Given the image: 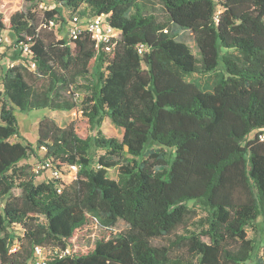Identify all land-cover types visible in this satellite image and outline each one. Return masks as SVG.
Returning <instances> with one entry per match:
<instances>
[{
  "label": "trees",
  "instance_id": "trees-1",
  "mask_svg": "<svg viewBox=\"0 0 264 264\" xmlns=\"http://www.w3.org/2000/svg\"><path fill=\"white\" fill-rule=\"evenodd\" d=\"M18 1L7 16L0 0V35L28 45L35 68L23 59L2 75L0 264H30L36 247L58 253L49 264H264L248 235L264 222V0H159L165 20L140 0H53L43 16L40 0ZM73 16L119 35L71 38ZM194 75H216L211 90ZM15 107L82 116L43 118L34 147L11 142ZM106 120L122 139L104 134ZM38 152L63 174L78 166L76 178L37 183L21 163ZM195 208L205 217L192 229Z\"/></svg>",
  "mask_w": 264,
  "mask_h": 264
},
{
  "label": "rangeland",
  "instance_id": "rangeland-1",
  "mask_svg": "<svg viewBox=\"0 0 264 264\" xmlns=\"http://www.w3.org/2000/svg\"><path fill=\"white\" fill-rule=\"evenodd\" d=\"M147 1L148 4L151 7L155 8L156 14L158 17L162 20L166 19V15L162 9V6L159 4V0H140ZM55 7V2L53 0H40L39 5L36 9V12L39 16H43L44 12L47 10H52ZM24 9V4H19L18 0H6L5 3V14L7 16H10L12 13H14L17 10ZM64 18L67 20L70 18L69 11H64ZM64 25V24H62ZM65 31H66V26ZM67 36V35H66ZM183 40L191 47V50L193 54L198 56V48L195 43L194 36L189 32L182 33ZM21 51L18 46L14 43L13 39V33L9 32L8 30L2 31L0 35V89L1 81H2V75L4 74V71L8 67H13L14 65H17L19 63H22V51L21 55L18 54L16 51ZM216 78V75L213 76H204L200 77L199 75L192 76L189 80L196 81L200 83L202 88H205L207 90H211V88L214 85V79ZM14 115L17 121L18 129H19V135L14 136L11 139V142H22L24 144H31L32 146H36L37 138H38V125L39 122L45 118H51L55 120L59 126L65 127L77 118L81 117L82 114L79 112V110H74L70 112L66 111H53L48 108L45 109H34L31 111H21L20 109L16 108L14 109ZM102 131L108 138H117L122 139L123 136V130L116 127L110 120H106ZM256 132L251 133L250 139H252L255 136ZM44 152H38V156L32 155L29 160L23 161L21 165H27L31 167V170L37 174L36 182L42 183L44 182L48 177L52 176V172L49 170H44L43 168V158ZM67 175L62 177L64 181H69L71 177H74L77 173V171H66ZM109 177L112 179H118V170L117 169H111L109 170ZM189 205L192 207L194 204L191 202ZM2 205H0V211H2ZM197 211V217L190 220L188 222V226L192 229H195V223L197 225V222L199 219L205 217V212L200 208H195ZM127 224L124 221H119L117 225L113 228V231L115 233H119L125 229H127ZM257 230L249 229L248 235L249 237H255V239L258 242L259 249L262 252H264V222L259 221L256 224ZM102 231V228L98 225L96 226L93 224L90 227V232L92 233L93 241L90 243L92 244L95 239L98 237L100 232ZM178 233H181V231H178ZM169 238H161L155 241L158 244H168ZM205 241H208L207 238H204ZM186 252L185 249L182 250H176L177 254H182Z\"/></svg>",
  "mask_w": 264,
  "mask_h": 264
},
{
  "label": "built area",
  "instance_id": "built-area-1",
  "mask_svg": "<svg viewBox=\"0 0 264 264\" xmlns=\"http://www.w3.org/2000/svg\"><path fill=\"white\" fill-rule=\"evenodd\" d=\"M50 25L52 27L59 28L60 24L59 22L52 20L50 22ZM66 26V24H64ZM66 29L69 31V36L71 38L76 39L78 36V33L81 31H87L92 35V38L98 43H108L112 38H116L119 35V31L112 28L104 18L102 17H94V18H87V19H81L79 16H73L72 20L68 21V24L66 26ZM18 48L22 51L23 59H28L31 63V68H35V64L30 60V50L28 45H19ZM140 52H143V48L140 49ZM22 59V62L24 60ZM44 170H49L52 172V178H55L57 180H62V177H64L67 174H63L61 171H59L56 167H54L51 163H45L43 165ZM77 171L79 170L78 166H70L67 171ZM77 175V173H76ZM76 175L74 177L69 178L70 180L76 178ZM64 182H67L66 180ZM15 250V249H14ZM58 253L55 251L47 250L43 247H36L34 257L30 264H49V261L51 259V256H55Z\"/></svg>",
  "mask_w": 264,
  "mask_h": 264
}]
</instances>
